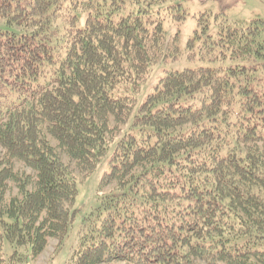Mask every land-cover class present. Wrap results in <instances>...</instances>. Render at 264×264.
I'll list each match as a JSON object with an SVG mask.
<instances>
[{
  "label": "trees",
  "instance_id": "trees-1",
  "mask_svg": "<svg viewBox=\"0 0 264 264\" xmlns=\"http://www.w3.org/2000/svg\"><path fill=\"white\" fill-rule=\"evenodd\" d=\"M196 49L205 64L185 65ZM0 148V264L5 243L26 261L67 235L61 153L85 178L107 168L68 264H264L263 22L183 0H0Z\"/></svg>",
  "mask_w": 264,
  "mask_h": 264
},
{
  "label": "rangeland",
  "instance_id": "rangeland-1",
  "mask_svg": "<svg viewBox=\"0 0 264 264\" xmlns=\"http://www.w3.org/2000/svg\"><path fill=\"white\" fill-rule=\"evenodd\" d=\"M183 4L188 6L191 14L197 10H205L211 14L223 13L229 20H244L247 21L253 17H259L264 25V0H183ZM194 18L189 16L184 24L181 26L180 33L178 35V47L182 49L184 54L188 53L187 49V39L192 33L194 26ZM168 30L171 28L168 25ZM187 66H193L198 64H205V61L199 59L197 54V49L195 52V58L191 61L187 60L184 62ZM166 67H171L172 64H165ZM159 67L156 66L152 69L149 78L143 84L140 93L138 95L139 99L144 98V96L149 92L151 86L156 82ZM55 144V142L53 141ZM64 163H69L70 167L74 171L78 178V195L75 202V208L78 210L76 215L68 228L67 235L60 243L59 237H47L46 244L44 248L35 256L23 261V252L19 251V254L10 259L12 255V249L8 247L5 243L3 246L4 258L6 260L5 264H68L69 257L74 248L77 245L78 235L85 231V224L87 223V218L89 213L94 212L95 209L101 206L103 200L100 199L98 193V181L106 170L105 160L101 159L95 171L89 177H83L76 170L75 165L70 162L66 154L61 153ZM2 155V149L0 148V156ZM13 169L18 174H31L32 171L22 165L19 162L12 161ZM113 185H108L104 187L101 191L102 194L108 193L112 190ZM18 195V188L15 183H9V189L7 190L5 196L6 200H9L12 196ZM60 243V245H59ZM194 264H209L202 260H195ZM225 264V263H216Z\"/></svg>",
  "mask_w": 264,
  "mask_h": 264
}]
</instances>
